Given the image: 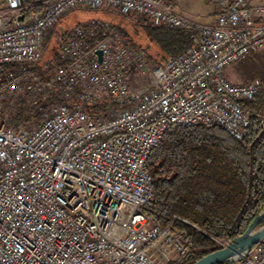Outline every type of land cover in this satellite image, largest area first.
I'll return each mask as SVG.
<instances>
[{
	"label": "built area",
	"instance_id": "obj_1",
	"mask_svg": "<svg viewBox=\"0 0 264 264\" xmlns=\"http://www.w3.org/2000/svg\"><path fill=\"white\" fill-rule=\"evenodd\" d=\"M205 1L212 23L176 0H0V264H178L191 253L178 223L200 228L149 211L150 154L171 125L244 139L258 113L243 103L263 87L226 72L264 48V2ZM78 8L184 30L192 44L157 63L103 19L56 31ZM53 37L57 58L42 67ZM233 263L264 264V241Z\"/></svg>",
	"mask_w": 264,
	"mask_h": 264
},
{
	"label": "trees",
	"instance_id": "obj_2",
	"mask_svg": "<svg viewBox=\"0 0 264 264\" xmlns=\"http://www.w3.org/2000/svg\"><path fill=\"white\" fill-rule=\"evenodd\" d=\"M132 24L135 39L131 35L128 40L136 44L145 41L146 46H140L158 63L192 44L184 30L154 26L150 22ZM114 26L130 35L121 24ZM262 83L257 96L243 103L258 113L244 139H236L217 125H171L163 142L150 154L147 168L154 179V205L149 211L164 224L172 213L200 228L178 223L187 231L191 248V253L178 264H194L221 248L222 242L243 233L264 208Z\"/></svg>",
	"mask_w": 264,
	"mask_h": 264
},
{
	"label": "rangeland",
	"instance_id": "obj_3",
	"mask_svg": "<svg viewBox=\"0 0 264 264\" xmlns=\"http://www.w3.org/2000/svg\"><path fill=\"white\" fill-rule=\"evenodd\" d=\"M257 0H255L256 2ZM176 6L178 10H181L188 16H191L197 20L212 23L214 16V5L205 0H176ZM91 19H103L109 21L114 29L116 24H121L122 28L129 33V36L125 35V32H120L115 29L117 34L122 35L128 40L131 38V33L133 31V22L131 18L112 12L105 9H82L78 8L72 10L68 14L64 15L58 22L56 31L63 34L64 31L71 30L79 24H83ZM140 31L141 28H138ZM141 34L142 32H138ZM132 37L135 39L134 35ZM129 41V40H128ZM131 42V41H129ZM137 42V41H136ZM133 43V42H132ZM136 44V43H135ZM137 45L146 46L145 41H138ZM60 41L57 37H53L47 44L46 49L43 52L40 65L46 67V65L51 62L53 63L59 51ZM142 47V46H141ZM145 49L144 47H142ZM264 49V48H263ZM147 51V50H146ZM149 53V52H148ZM150 55V53H149ZM151 56V55H150ZM152 58V57H151ZM155 60V59H154ZM157 62V61H156ZM158 63V62H157ZM229 79L235 82H246L252 79H260L264 82V51L262 49L252 53L244 60L231 65L226 72ZM134 82L144 84L146 79L143 77L133 78ZM264 116V111L260 113ZM264 121V118H263ZM227 241L222 242V246L226 244Z\"/></svg>",
	"mask_w": 264,
	"mask_h": 264
},
{
	"label": "water",
	"instance_id": "obj_4",
	"mask_svg": "<svg viewBox=\"0 0 264 264\" xmlns=\"http://www.w3.org/2000/svg\"><path fill=\"white\" fill-rule=\"evenodd\" d=\"M23 16H21V19ZM264 241V208L251 221L246 230L233 237L221 248L212 251L194 264H220L234 262L248 254L252 247Z\"/></svg>",
	"mask_w": 264,
	"mask_h": 264
},
{
	"label": "crops",
	"instance_id": "obj_5",
	"mask_svg": "<svg viewBox=\"0 0 264 264\" xmlns=\"http://www.w3.org/2000/svg\"><path fill=\"white\" fill-rule=\"evenodd\" d=\"M257 2H264V0H257ZM214 20H215V12H214V16H213V20H212V22H214ZM261 50V49H260ZM264 51V49L262 48V52Z\"/></svg>",
	"mask_w": 264,
	"mask_h": 264
}]
</instances>
